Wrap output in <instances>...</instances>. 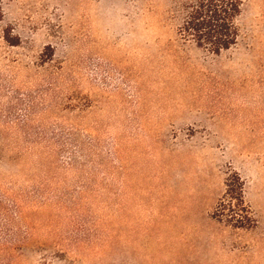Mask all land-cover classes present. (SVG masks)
<instances>
[{"label": "rangeland", "instance_id": "rangeland-1", "mask_svg": "<svg viewBox=\"0 0 264 264\" xmlns=\"http://www.w3.org/2000/svg\"><path fill=\"white\" fill-rule=\"evenodd\" d=\"M188 1L0 0L3 264H264V0L220 54Z\"/></svg>", "mask_w": 264, "mask_h": 264}, {"label": "trees", "instance_id": "trees-1", "mask_svg": "<svg viewBox=\"0 0 264 264\" xmlns=\"http://www.w3.org/2000/svg\"><path fill=\"white\" fill-rule=\"evenodd\" d=\"M243 6L244 0H190L179 10V36L212 54L229 50L241 35L238 19ZM226 196L229 197L228 202L221 204L223 209H218L215 215L235 227L247 229L256 226L257 219L245 200V182L237 172L227 180ZM234 200L244 215L233 208ZM7 254L11 255L0 250V264L5 262Z\"/></svg>", "mask_w": 264, "mask_h": 264}]
</instances>
